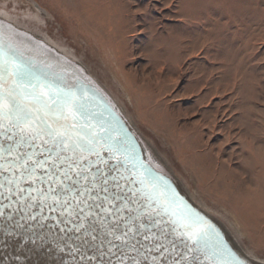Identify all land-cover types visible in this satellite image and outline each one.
Wrapping results in <instances>:
<instances>
[{
	"label": "rangeland",
	"instance_id": "1",
	"mask_svg": "<svg viewBox=\"0 0 264 264\" xmlns=\"http://www.w3.org/2000/svg\"><path fill=\"white\" fill-rule=\"evenodd\" d=\"M0 13L6 46L29 61L18 44L32 53L29 43L46 39L72 56L74 68L63 57L58 62L40 53L37 59L39 67L42 62L78 77L88 88L89 81L101 84L144 143L143 160L174 178L192 205L238 246L245 264H264V0H0ZM100 138L97 150L107 163L97 166L108 172L116 160ZM11 143L0 134V145ZM33 151L25 145L0 155L7 161L20 155L22 162L23 153ZM12 175L0 168V182ZM117 179L136 201L131 207L145 204L134 172L121 169ZM12 187L16 194L0 189V264H118L123 255L129 257L125 264L133 258L140 264H219L210 242L197 248L161 213L150 228L156 238L137 237L150 251L137 245L138 252L113 249L111 255L105 245L101 257L75 239L80 233L69 231L81 223L68 215L77 210L75 201L70 209L41 212L29 189H47V183L22 181L23 192ZM66 218L71 222L60 223Z\"/></svg>",
	"mask_w": 264,
	"mask_h": 264
},
{
	"label": "snow or ice",
	"instance_id": "2",
	"mask_svg": "<svg viewBox=\"0 0 264 264\" xmlns=\"http://www.w3.org/2000/svg\"><path fill=\"white\" fill-rule=\"evenodd\" d=\"M48 68L47 65L42 68L25 61L14 49L0 45V134L13 141L6 147L0 145V154L11 155L25 145L36 149L32 153H23L22 162L20 155L15 156L13 161H7V157L0 155V159L5 160L0 168L13 173L11 178L6 177L4 182H0V189L16 194L12 186L15 185L17 192H23L25 189L20 187L22 181L47 183V189H29L37 193L31 199L37 202L41 212L45 207L51 211H55L57 206L70 209L72 201H75L77 210L69 211L68 215L81 223L74 224L69 231L80 233L75 239L82 246L99 252L101 257L105 255V245L111 255H116L113 249L127 248L138 252L137 245L150 251L148 245L141 243L137 237L144 241L156 238L150 233V228L160 223L155 216L162 210L170 217H178L183 229L179 232L181 237L197 248L202 244L207 247L213 238L212 226L198 214L185 210L181 203L168 199L164 190L166 185H161L162 177L139 161L124 138L113 137L108 129H105L108 142L103 147L116 160V165L108 172L97 166V162L106 164L107 161L97 150L101 138L95 132L96 125L91 123L95 116L88 108L91 103L88 93L92 90L80 83L78 77L54 74ZM8 78L12 84L6 86ZM9 132L11 135H7ZM92 155L97 157L96 161L90 159ZM36 156L43 159H34ZM129 164L131 168H128ZM121 169L138 174L141 177L139 183L150 193L145 198V204L138 209L130 206L136 201L122 191L117 179ZM38 170L42 174H38ZM17 171L19 176L15 174ZM112 171L116 175L110 177L113 181L111 189L116 190L108 186L109 172ZM152 192L156 193V198L151 197ZM0 195L3 193L0 192ZM82 196L87 199H80ZM88 200L93 203L89 204ZM3 215L0 211V216ZM29 219L35 220L36 217L30 216ZM46 219L48 217L41 216V221ZM70 222L67 218L60 221L65 225ZM60 231L65 229L60 228ZM214 235L218 238L219 233ZM160 247L163 245H157V248ZM213 257L218 259L219 264H230L219 244L215 245ZM95 258L88 257L89 260ZM128 259L126 255L117 256L118 264H125ZM107 264H112V261ZM132 264H140V261L133 258Z\"/></svg>",
	"mask_w": 264,
	"mask_h": 264
},
{
	"label": "bare ground",
	"instance_id": "3",
	"mask_svg": "<svg viewBox=\"0 0 264 264\" xmlns=\"http://www.w3.org/2000/svg\"><path fill=\"white\" fill-rule=\"evenodd\" d=\"M41 9V8H40ZM107 14V12H105V14L102 12V15L105 16ZM0 19L2 21H5V17L3 16L2 13H0ZM24 32V31H23ZM1 34V33H0ZM38 40V39H37ZM42 42L43 45L38 44L37 46L32 45L29 43V50H32L33 52L31 53L30 51H27L26 46L20 45L18 44V48H20L25 54H28L32 57L29 56L30 60L28 62H33L35 63L37 66H39V62H38V55H40V53H44V55H46L47 57H49V59L52 57L55 60H60L59 57H65L67 59H73V61L75 60L74 58H71L72 56H70L68 53H65V51L59 47L58 45L54 44L53 42H50L49 40L46 39H42L39 40ZM0 45H3L5 47H9V45L6 46L5 43H3L0 40ZM11 45V44H10ZM17 45V44H16ZM14 49L16 50V47L14 46ZM27 56V55H26ZM43 56V55H42ZM36 57V58H35ZM68 60V59H67ZM26 61V60H25ZM59 62V61H58ZM42 66L40 67H44L45 65L41 62ZM48 66V65H47ZM60 68H58L59 70ZM49 71H51L52 73H56L55 71H53L52 69L48 68ZM60 75H64L62 72H57ZM82 83V82H80ZM98 83V82H97ZM12 84V80L10 78L7 79V83L6 86L11 85ZM100 86H102L101 84H99ZM88 88V87H86ZM101 88L104 89V87L102 86ZM91 89V88H89ZM92 92L88 93L89 96H91V103L88 105L89 110L94 114L95 118L92 119L91 123L93 125H96L95 127V132L97 133L98 136L100 137H104L105 136V129H108L113 137H122L124 138L125 143L128 145L129 149L132 150L134 149V153L135 156L137 157V152H136V143L135 141L132 139V137L126 132L125 130V126L123 125V123L120 121V119L115 116V114L112 112L109 104L106 103V101L93 89H91ZM94 93V95H93ZM69 119H71V117H69ZM78 123L80 121H77ZM107 139V138H106ZM132 173V172H131ZM158 175L160 177H162L163 175L160 174L159 172ZM155 174V173H154ZM156 175V174H155ZM137 180H138V187L140 188V190L142 191V194L144 195V197H149L150 193L149 191H147L140 183V179L141 177L136 174ZM161 185L165 187V192H166V196L168 199L170 200H175L178 203H181L182 206L184 207L185 210L190 211V208L185 204V202L182 200V198L176 193L175 189L173 188V186H171V184H169L165 179L162 178L161 180ZM150 187V186H149ZM180 189V188H179ZM151 197L152 198H156V193L152 192L151 193ZM189 199V198H188ZM190 200V199H189ZM193 214H196L195 211L192 212ZM161 214L165 217L168 218L169 220L173 221L177 226L181 227L179 221H178V217L177 216H171L166 213L165 211H161ZM202 218V216H200ZM204 220V219H203ZM205 221V220H204ZM206 222V221H205ZM207 223V222H206ZM209 224V223H207ZM182 228V227H181ZM212 232H213V238L209 241L210 242V254L212 252V256H213V251L215 250V245L219 244L220 245V249L222 251H224L225 253V257L227 260L230 261V264H245L237 255V253L234 251V249H231L228 242H226L224 240L223 235L216 229H214L212 227ZM214 233H219L218 238L215 237ZM228 237V235H227ZM203 245V244H202ZM233 247H235L238 250V246H236L234 244V242H232ZM204 246V245H203ZM239 251V250H238ZM229 253L231 255H229ZM216 258V257H215ZM217 259V258H216ZM248 259V258H247ZM53 260V259H52ZM56 260V259H55ZM53 260V262L55 261ZM50 262V261H49ZM251 262V261H250ZM55 264H59V263H55ZM258 264V263H255ZM260 264V263H259Z\"/></svg>",
	"mask_w": 264,
	"mask_h": 264
},
{
	"label": "water",
	"instance_id": "4",
	"mask_svg": "<svg viewBox=\"0 0 264 264\" xmlns=\"http://www.w3.org/2000/svg\"><path fill=\"white\" fill-rule=\"evenodd\" d=\"M9 46H11V47H14L13 45H9ZM32 57V56H31ZM63 58H65V57H63ZM30 59V58H29ZM66 59V58H65ZM68 59V58H67ZM66 59V60H67ZM67 61H69L68 63L69 64H71V66L74 68V65L75 64H72V62H71V60H67ZM71 62V63H70ZM76 67V66H75ZM84 81V80H83ZM91 83V84H90ZM84 84V83H83ZM89 86H90V88L91 89H93V90H95L105 101H106V103L107 104H109V106H110V108H111V110H112V112L115 114V116H117L119 119H120V121L123 123V125L125 126V130H126V132L132 137V139L135 141V143H136V149L139 151V153L141 152L142 153V155H140L139 157L141 158V161L140 162H143L144 164H145V166H147V167H150L151 168V170L153 171V173H155L157 176H159L158 175V173H156V172H159L160 174H162L163 176H162V178L163 179H165L169 184H171V186H173V188L175 189V191H176V193L182 198V200L185 202V204L190 208V210L193 212V211H195L196 212V214H198L199 216H202V218L207 222V223H209L214 229H216L214 226H213V224H212V222H211V220L210 219H208V217H206L202 212H200L198 209H196L195 208V206L194 205H192V203L189 201V199L182 193V191L179 189V186L176 184V182H175V180H174V178H172V176L171 175H169V173H166V172H163V171H161V170H156L150 163H149V161H148V158L146 159V161L145 160H143V156H145V155H147L148 156V154H147V149H146V147H145V145H144V143L139 139V137H138V135L135 133V131L133 130V128H132V126L128 123V121L118 112V110H116V108L114 107V105L111 103V101L109 100V98H108V96L105 94V92H104V89L103 88H101L100 86H97L96 84H93V82L91 81H89ZM140 153V154H141ZM145 161V162H144ZM160 177V176H159ZM179 227V226H178ZM181 228V227H180ZM179 228V229H180ZM182 229V228H181ZM178 230V229H177ZM183 230V229H182ZM217 230V229H216ZM178 231H180V230H178ZM222 235H223V237H224V240L226 241V242H228V244H229V246H230V248L231 249H234V251H235V248L233 247V245H232V243L229 241V239L226 237V236H224V234L221 232V231H219ZM236 252V251H235ZM237 255H239L238 253H237ZM242 260V259H241Z\"/></svg>",
	"mask_w": 264,
	"mask_h": 264
}]
</instances>
